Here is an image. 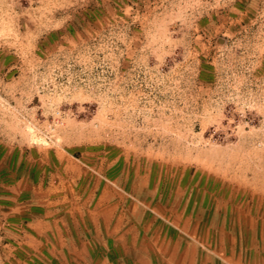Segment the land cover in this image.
Wrapping results in <instances>:
<instances>
[{"label":"rangeland","instance_id":"rangeland-1","mask_svg":"<svg viewBox=\"0 0 264 264\" xmlns=\"http://www.w3.org/2000/svg\"><path fill=\"white\" fill-rule=\"evenodd\" d=\"M0 264H264V0H0Z\"/></svg>","mask_w":264,"mask_h":264}]
</instances>
